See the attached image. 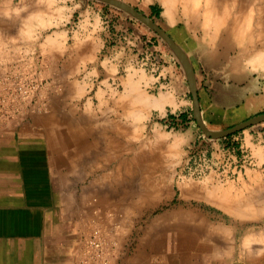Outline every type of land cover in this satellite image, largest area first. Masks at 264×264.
<instances>
[{"label":"rangeland","instance_id":"1","mask_svg":"<svg viewBox=\"0 0 264 264\" xmlns=\"http://www.w3.org/2000/svg\"><path fill=\"white\" fill-rule=\"evenodd\" d=\"M120 1L158 24L184 52L195 73L199 113L210 130L264 113V0ZM85 7L87 21L97 17L99 36L109 46L126 43L139 59L151 54L150 63L116 74L98 36L81 40L77 31L65 45L38 41L43 48L66 49L57 57L50 51L21 57L17 80L28 114L52 118L47 124L54 134L46 138L54 149L55 184L86 211L80 245L83 232L96 226L118 244L113 264H264V152L255 155L258 162L241 145L264 122L211 139L197 126L192 103L186 112L149 118L148 104L132 91L136 102L126 125L117 113L124 105L110 101L121 95L116 88L125 81L121 76L128 72L133 84L146 81L162 65L164 52L181 68L182 90L191 102L187 72L172 48L130 14L96 0H85ZM78 18L73 14L71 25ZM131 21L132 30H126ZM2 35L7 38H0V65L7 68L16 47L36 46L37 41L8 39L7 30ZM51 67L61 75L52 84ZM213 84L230 95L228 114L202 112ZM94 115L105 134L100 162L93 158V137L80 133L93 128ZM247 196L255 198L247 202ZM224 197L239 209L227 210L219 202Z\"/></svg>","mask_w":264,"mask_h":264},{"label":"crops","instance_id":"2","mask_svg":"<svg viewBox=\"0 0 264 264\" xmlns=\"http://www.w3.org/2000/svg\"><path fill=\"white\" fill-rule=\"evenodd\" d=\"M75 13H78V22L71 25ZM86 13L85 0H0V38H7L2 35L7 30L8 39L37 41L33 48L14 49L15 58L8 64L9 73L19 74L22 55L38 56L41 51H50L51 56L57 57L59 51L66 50L57 46L43 48L38 41L55 40L56 44L65 45L77 31L81 40L98 36L95 38L97 45L109 51L105 61L116 69V74L139 62H149L151 51H146L147 55L139 59V52L135 54L126 43L109 46L99 36L97 17L87 21ZM128 24L125 29L131 31L133 22ZM79 51H85L84 47ZM162 57V65L152 69L153 74L148 75L144 70L148 75L146 81L133 84L126 72L121 76L125 81L116 84L121 95L111 97L110 101L124 105L117 113L126 125L136 102L130 95L132 91H137L142 102L148 104L149 118L153 114L190 110L191 102L182 90L181 68L172 64L164 52ZM48 74L51 84L61 77L57 68L51 67ZM227 87L230 86L222 85V88ZM211 89L209 98L206 96V102L201 104L202 112L228 114L230 95L224 91L220 93L214 84ZM2 118L0 115V264H79L80 233L87 215L83 207L73 203L55 184L54 149L46 138L54 134L53 127L47 124L52 118L31 111L23 123L26 117L22 109H13L8 118L1 121ZM98 118L94 115L93 128L82 127L80 133L82 137H93V158L100 162L101 141L105 134L101 132ZM260 131L245 134L241 142L254 157L264 152V129ZM122 133L132 136L131 131ZM189 135L192 137V131ZM81 147L84 146L81 144ZM255 158L259 162V157Z\"/></svg>","mask_w":264,"mask_h":264},{"label":"built area","instance_id":"3","mask_svg":"<svg viewBox=\"0 0 264 264\" xmlns=\"http://www.w3.org/2000/svg\"><path fill=\"white\" fill-rule=\"evenodd\" d=\"M8 71L7 67L0 65V71ZM17 75H5L0 73V115L8 118L13 110L22 109L23 116L28 115V101L22 98V83L17 80ZM22 80V79H21ZM1 121H4V119ZM118 244L108 239L103 232L93 226L83 232L78 254L79 264H113L114 256L117 254Z\"/></svg>","mask_w":264,"mask_h":264},{"label":"water","instance_id":"4","mask_svg":"<svg viewBox=\"0 0 264 264\" xmlns=\"http://www.w3.org/2000/svg\"><path fill=\"white\" fill-rule=\"evenodd\" d=\"M104 4H108L110 6H113L117 9H120L128 14H130L134 19L142 23L144 26H146L149 30L157 33L163 40L164 42L172 48V50L177 54V56L180 58L185 71L187 72L186 78L188 81V87H189V92L191 95V103H192V113L195 119V122L201 132L207 137L211 139H221L224 137H227L229 135H232L234 133L240 132L248 127H251L253 125L259 124L264 122V113L260 115H256L254 117H251L249 119H246L232 127H229L224 130L220 131H214L210 130L202 121L200 113H199V107H198V97H197V92H196V84H195V73L194 69L184 54V52L167 36L165 31L154 21L149 19L146 15L143 13L139 12L136 8L133 6L120 1V0H96Z\"/></svg>","mask_w":264,"mask_h":264},{"label":"bare ground","instance_id":"5","mask_svg":"<svg viewBox=\"0 0 264 264\" xmlns=\"http://www.w3.org/2000/svg\"><path fill=\"white\" fill-rule=\"evenodd\" d=\"M166 1H168V0H166ZM139 98H140L141 101L143 100L141 96ZM254 198H255V196H247L245 201H247V202L250 201L251 202L252 200H254ZM219 200H220L219 202L224 204L225 207L227 206V210H231L232 209L233 211H236V209H239L237 202H233V203L229 202V200L226 197L222 198V200L221 199H219ZM224 201H227V202H224Z\"/></svg>","mask_w":264,"mask_h":264},{"label":"trees","instance_id":"6","mask_svg":"<svg viewBox=\"0 0 264 264\" xmlns=\"http://www.w3.org/2000/svg\"><path fill=\"white\" fill-rule=\"evenodd\" d=\"M150 10H151V13H152L153 15H155V16L158 15V12H157L156 10H154L153 7H151Z\"/></svg>","mask_w":264,"mask_h":264}]
</instances>
